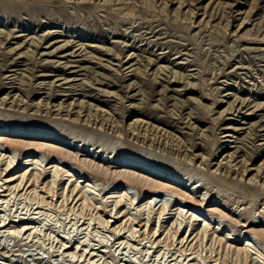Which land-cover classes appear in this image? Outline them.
Returning a JSON list of instances; mask_svg holds the SVG:
<instances>
[{"label": "rangeland", "instance_id": "374dc122", "mask_svg": "<svg viewBox=\"0 0 264 264\" xmlns=\"http://www.w3.org/2000/svg\"><path fill=\"white\" fill-rule=\"evenodd\" d=\"M260 125L264 0H0V264H264L243 227L264 231ZM118 161L197 207L116 182L165 185Z\"/></svg>", "mask_w": 264, "mask_h": 264}, {"label": "bare ground", "instance_id": "6f19581e", "mask_svg": "<svg viewBox=\"0 0 264 264\" xmlns=\"http://www.w3.org/2000/svg\"><path fill=\"white\" fill-rule=\"evenodd\" d=\"M66 44V43H65ZM67 45V44H66ZM45 55H48L49 56V54H45ZM18 64H19V62H18ZM17 65V62H11V63H5V65H4V70L5 71H9V72H11L12 70H10V68L11 67H14V66H16ZM58 65V64H57ZM65 66V65H64ZM84 71V70H83ZM14 72V71H13ZM80 71H71V72H69V74H74V76H80V74H78ZM35 77H47V76H35ZM96 77H98V79L96 78ZM94 76V80H93V82H92V84H96V85H101V86H107V87H110V84L108 83V82H106V81H110V79L109 78H107V77H101V76ZM76 78V77H75ZM72 79V80H68V79H65V78H63V79H56L55 81L57 82V81H60L61 82V80H63L64 81V83L65 84H67L68 85V90H67V92H70L69 91V89H71V91H72V89H74V91H75V87L77 86L75 83H71L70 84V82H75V81H79V80H76V79ZM91 79H93V78H91ZM100 79H102V80H104V81H102V80H100ZM81 81V80H80ZM111 82V81H110ZM86 84V83H85ZM53 87H54V84H51ZM50 85V86H51ZM41 87L42 88V90H50L49 88H51V87ZM89 86H91V85H89ZM60 87V86H59ZM31 88H33L32 86H31ZM128 89L126 90V91H128V92H131V91H134V90H136L137 91V95H139L140 96V94H138V93H140L141 91L140 90H138V87H136L133 83H130L129 85H128V87H127ZM13 89H15V87H13ZM63 89V88H62ZM90 89H93V87L91 86L90 87ZM54 91V90H53ZM83 91V90H82ZM81 91V92H82ZM46 92V91H45ZM62 92V91H61ZM64 92V91H63ZM66 92V93H67ZM49 93V92H48ZM44 95L46 94V93H43ZM54 95H56V94H54ZM73 94H60V95H57L56 97H64L65 98V100L66 99H69V98H71V99H73V96H72ZM79 95H81V94H79ZM135 95V94H134ZM134 95H132V96H130V97H127L126 99H133L134 98ZM143 95V94H142ZM84 96V95H83ZM145 96V95H144ZM59 98V99H60ZM144 98V97H143ZM243 104H244V101L242 102V106H243ZM123 106V105H122ZM241 106V107H242ZM245 107V106H244ZM133 108H135V106H132V110L131 111H129V113L131 114V115H134L133 113H135V109H133ZM184 109V108H183ZM123 110H125L124 109V107H123ZM260 121V120H259ZM243 124V123H242ZM260 124V123H259ZM258 124V125H259ZM244 125V124H243ZM253 125V124H252ZM250 126V125H249ZM254 126V125H253ZM252 126V127H253ZM260 128L257 130L258 131V134L256 133V134H254V138L253 137H251L252 139L251 140H256L257 138H259V137H263L262 135H260V132H264V125H260L259 126ZM253 129V128H252ZM225 130V129H224ZM227 130V129H226ZM256 130V129H255ZM235 131V130H234ZM252 131V130H251ZM252 134V133H251ZM9 135L10 136H13V137H16V138H21L23 135H25V134H21V133H18V132H11V133H9ZM1 136H6L5 134H4V132H2V135ZM8 137V136H7ZM25 137V136H24ZM27 137H28V135H27ZM224 137H232V136H224ZM223 137V138H224ZM136 138V137H135ZM28 139H30V140H36L37 141V146H35V148H32V149H30V150H28L26 147L24 148V150L25 151H27V152H29L30 153V151L32 152V153H36V154H39V153H41V152H48V154H51L52 156H55V159H59V158H56V157H60V156H62L64 153L63 152H61L60 150H58L57 148L55 149V150H53V149H50L49 147L48 148H46L45 149V147L44 146H42L41 145V143H44V142H48V143H50L51 142V140L50 139H47V140H45L46 138L44 137V136H31V137H28ZM1 141V140H0ZM5 141H7V139L5 140ZM50 141V142H49ZM3 142H4V140H3ZM2 142V143H3ZM10 141H8V143H9ZM19 142V141H18ZM22 142V141H21ZM254 142V141H253ZM6 143V145H7V147L9 146V147H13L14 146V144L12 143V142H10V144H7V142H5ZM11 143L13 144V146L11 145ZM15 143V142H14ZM53 143L54 144H57V145H59V146H61V147H63V148H66V149H69V150H72V152H73V156H75L76 158H82V157H85V156H83V155H81L80 153L81 152H83L84 154L86 153V154H88L86 151H81V150H78V148H75V147H73L72 145H69V144H66V143H64L63 141H60V140H53ZM227 143H231V142H227ZM236 143V142H235ZM19 146H21L20 144H18ZM253 146H254V144H253ZM259 146L264 150V144H259ZM4 147H5V145H4ZM6 147V148H7ZM14 147H16V146H14ZM78 147V146H77ZM227 149H231V148H227ZM8 150H10L9 148H8ZM12 150V149H11ZM14 150V149H13ZM257 152V151H256ZM261 152V151H260ZM44 154H46V153H44ZM72 154V153H71ZM62 157H64V155L62 156ZM112 157V156H111ZM114 157V156H113ZM92 158H95L94 156H92ZM60 159H62V158H60ZM80 163H76L78 166L80 165V167L82 168L81 170H83L84 169V171H87V172H90V173H95V171L92 169V168H89L88 167V165H86V162H85V160L84 161H79ZM12 163V162H11ZM117 166H120V167H124V168H129V169H133V170H135L136 172H138V173H142V174H146V175H148V176H150V177H152V178H158L159 180H161L162 181V183H165V185H168V186H165L164 184H156V185H147V184H145V182H144V184H143V182H142V184L140 183L141 181H140V179L138 180L137 179V177H135L133 174H125V175H123V176H121V177H118L119 179L118 180H116V182H119L120 184H126V185H128V186H132V187H139L142 191H147L148 193H153V194H156V195H167L168 197H172L173 199L174 198H177V199H179V201H181V202H184V204L187 206L188 205V207H195L196 205L194 204V202L193 201H191L190 199V201H187L186 199L187 198H185L183 195H181L179 192H178V190L176 189L175 190V188H174V186H178L179 187V189H181V190H183V187H185L186 185L185 184H183V183H180V181H177V182H173L172 184L171 183H169L168 181H166V177L165 176H160V175H157V177L156 176H154L153 177V175H156V174H152V173H150L149 171H148V169H146L145 167H140V164H137V163H129V162H120V161H118V163H117ZM108 169H111L112 167L111 166H106ZM116 169V168H115ZM83 171V172H84ZM245 172L247 171V170H244ZM249 172V171H248ZM107 175V174H106ZM98 176H99V174H98ZM102 176V175H101ZM105 178H108V175L107 176H105V175H103ZM112 178V177H111ZM33 180V179H32ZM38 180V179H37ZM106 180V179H105ZM13 182H15V180L14 179H11V178H9V179H6L5 180V183L3 184V185H7V187L10 185V184H12ZM33 182H34V180H33ZM77 182V181H76ZM158 182V181H157ZM22 183H23V180H22V182H21V185H22ZM32 184H34V183H32ZM24 185V184H23ZM76 185H77V183H76ZM25 187H26V185H24L23 187H22V189L20 190L19 188H20V186H16L14 189L15 190H17V191H23L24 189H25ZM31 187V186H30ZM177 187V188H178ZM181 187V188H180ZM4 188V187H3ZM75 188V187H74ZM29 190V189H28ZM186 190V192H187V189H185ZM9 190L7 189L6 191L4 190V192H2V193H5V192H8ZM19 191V192H20ZM26 191H27V189H26ZM77 191V190H76ZM192 190L191 189H188V192H191ZM1 192V191H0ZM9 192H11V191H9ZM73 192V191H72ZM71 192V193H72ZM12 193H14V191L12 192ZM35 193H36V190H35ZM49 193V192H48ZM10 194V193H9ZM8 194V195H9ZM11 195V194H10ZM49 195V194H48ZM78 195V194H77ZM69 196V195H68ZM76 196V195H75ZM4 199L7 197V196H2ZM9 197V196H8ZM66 199L67 198H69V197H65ZM126 198H127V196H126ZM72 199V198H71ZM171 199V198H170ZM205 200V199H204ZM67 201H68V199H67ZM78 202V201H77ZM128 202V201H127ZM117 203V202H116ZM119 203H121V201H119ZM117 205V204H116ZM116 207V206H115ZM137 207V206H136ZM140 207V206H139ZM197 207V206H196ZM178 212H179V210H177ZM166 213V212H165ZM258 213V212H257ZM165 215H167V214H165ZM262 215V214H261ZM261 215H259V216H261ZM262 216H264V215H262ZM109 217H111V216H109ZM118 217V216H117ZM194 218V217H193ZM194 219H196V218H194ZM117 220V219H116ZM196 221H197V219H196ZM117 221H115L114 223H116ZM133 222V221H132ZM104 223V222H103ZM108 223V222H107ZM107 223H105L106 225H107ZM251 223V222H250ZM134 224V223H133ZM245 224V223H244ZM139 225V224H138ZM141 225V224H140ZM252 225V224H251ZM8 226V225H7ZM119 226H121V224L119 225ZM126 226V225H125ZM174 226V225H173ZM172 226V227H173ZM241 226H243V225H241ZM161 227V226H160ZM245 229H247L246 231H247V234H253L255 237H256V239L257 240H259V241H264V231L263 232H254V231H252L251 229H250V227H248V226H243ZM119 228V227H118ZM131 228V227H130ZM129 228V229H130ZM177 228H179V227H177ZM3 229H5L4 227H0V230H3ZM119 230H121V229H119ZM131 230V229H130ZM171 230V229H170ZM170 230H169V232H170ZM160 231V230H159ZM175 231V230H174ZM177 231H178V229H177ZM176 232V231H175ZM179 232V231H178ZM249 232V233H248ZM173 232H172V230H171V234H172ZM25 234V233H24ZM132 234V233H131ZM176 235L178 234L177 232L175 233ZM250 234V235H251ZM154 235H156V234H154ZM166 235H167V233H166ZM169 235V234H168ZM171 236H174V234L173 235H171ZM170 236V237H171ZM152 237H153V235H152ZM157 237V236H156ZM192 237V236H191ZM197 237V236H196ZM157 238H159V236L157 237ZM167 238H169V237H167ZM172 238V237H171ZM170 238V239H171ZM175 238V237H174ZM187 238V237H186ZM169 239V240H170ZM173 239V238H172ZM184 239V238H183ZM196 239H198V238H196ZM174 240V239H173ZM178 240V239H177ZM187 240H189L188 238L185 240V243H187ZM195 240V239H194ZM154 241V240H153ZM167 241V240H166ZM175 241V240H174ZM197 241V240H196ZM159 242V241H158ZM170 242H173V241H170ZM184 241L183 240H181V243H183ZM193 242V241H192ZM154 243V242H153ZM152 243V244H153ZM177 243V242H176ZM172 244V243H171ZM174 245V244H173ZM179 245V244H178ZM181 245H183V244H181ZM65 246H67V245H65ZM63 248H64V246H63ZM73 249V248H72ZM71 248H69V247H65V249H64V253H66V254H69V251H71L72 250ZM4 250V249H3ZM63 250V249H62ZM4 253V252H3ZM62 255H64V254H62ZM89 255V254H88ZM87 255V256H88ZM65 256V255H64ZM67 256V255H66ZM73 256V255H72ZM75 257V256H74ZM187 258V257H186ZM189 259V258H188ZM175 260V259H174ZM193 260V259H192ZM176 261V260H175ZM189 261H191L190 259H189ZM177 262V261H176Z\"/></svg>", "mask_w": 264, "mask_h": 264}]
</instances>
